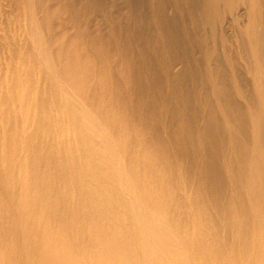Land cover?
I'll return each mask as SVG.
<instances>
[{"label":"bare ground","instance_id":"6f19581e","mask_svg":"<svg viewBox=\"0 0 264 264\" xmlns=\"http://www.w3.org/2000/svg\"><path fill=\"white\" fill-rule=\"evenodd\" d=\"M252 2L0 0V264H264Z\"/></svg>","mask_w":264,"mask_h":264},{"label":"rangeland","instance_id":"374dc122","mask_svg":"<svg viewBox=\"0 0 264 264\" xmlns=\"http://www.w3.org/2000/svg\"><path fill=\"white\" fill-rule=\"evenodd\" d=\"M251 2H252V0L251 1L250 0H235V7H237V8L235 9L234 13L233 12L231 13V15H230V12H228V10L225 9L226 7L222 8L220 15L224 16V20H223V23L220 25V28L222 27V34H224V36H226L230 40L227 43L228 47L232 46V48L238 49L239 45H241V43H242L241 41H243L244 44L243 43L242 44L244 45V48H247L246 51H248V49L250 47V44H249L248 40H246V38H243V36H244V34H243L244 32L243 31H245L244 30L245 27L243 28V26H244V24L246 25L247 20H246V17H245V12L243 10V7H242L243 5L242 4H250ZM259 2H260L259 0H253V2H252L253 6H254V14H253V16L256 18V23H257L258 29L260 31H264V28H263V26H262V24L260 22L261 21L262 10H261V7L259 5ZM225 10H226V12H225ZM235 16H237L238 19H239V23H240L239 28H240V30L241 29L242 30L238 31V32H240L242 34V38L239 37L240 35L237 34V32L236 33L233 32L230 29V26H229L232 18L235 17ZM220 28L218 27L219 30H220ZM241 64L243 65L244 62H242Z\"/></svg>","mask_w":264,"mask_h":264}]
</instances>
